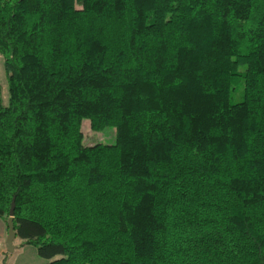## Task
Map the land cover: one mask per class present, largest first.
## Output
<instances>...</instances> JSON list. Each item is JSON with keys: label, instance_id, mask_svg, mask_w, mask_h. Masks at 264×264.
<instances>
[{"label": "trees", "instance_id": "trees-1", "mask_svg": "<svg viewBox=\"0 0 264 264\" xmlns=\"http://www.w3.org/2000/svg\"><path fill=\"white\" fill-rule=\"evenodd\" d=\"M0 56V219L14 203L20 247L264 264V0H0ZM84 120L115 143L82 146Z\"/></svg>", "mask_w": 264, "mask_h": 264}, {"label": "rangeland", "instance_id": "rangeland-1", "mask_svg": "<svg viewBox=\"0 0 264 264\" xmlns=\"http://www.w3.org/2000/svg\"><path fill=\"white\" fill-rule=\"evenodd\" d=\"M0 98L1 104L7 107L9 104V97L7 92V82L3 68V59L0 56ZM240 102V96L234 95L232 103ZM115 130L113 128H105L99 132L90 130L88 120H84L81 125L82 137L80 144L84 147H90L96 144L112 145L115 143ZM20 239L15 238L14 246L16 250L10 255L11 264H42L43 259L36 254V249L33 246L19 247Z\"/></svg>", "mask_w": 264, "mask_h": 264}, {"label": "water", "instance_id": "water-1", "mask_svg": "<svg viewBox=\"0 0 264 264\" xmlns=\"http://www.w3.org/2000/svg\"><path fill=\"white\" fill-rule=\"evenodd\" d=\"M14 203L11 204L9 216L6 220L7 236L5 240V249L8 253H12L15 249L13 241L16 237L13 226Z\"/></svg>", "mask_w": 264, "mask_h": 264}, {"label": "crops", "instance_id": "crops-1", "mask_svg": "<svg viewBox=\"0 0 264 264\" xmlns=\"http://www.w3.org/2000/svg\"><path fill=\"white\" fill-rule=\"evenodd\" d=\"M6 236H7V228L5 226V224L2 222V220L0 219V264L3 263V258H4V255L7 254L8 252L6 251L5 249V240H6ZM16 238V237H15ZM15 240V239H14ZM21 241V240H20ZM13 244H14V241H13ZM21 245V242L19 244V247ZM25 247V246H23ZM16 250V247L14 249V251ZM13 251V252H14ZM12 252V253H13ZM12 253H8L9 257H7L6 259V264H11L10 263V255ZM44 263V262H43ZM42 263V264H43Z\"/></svg>", "mask_w": 264, "mask_h": 264}]
</instances>
